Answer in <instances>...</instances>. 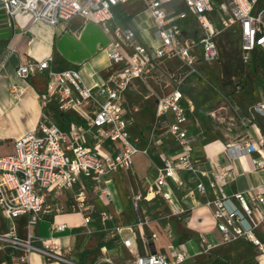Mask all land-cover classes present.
I'll return each mask as SVG.
<instances>
[{"label":"built area","instance_id":"2783aa9c","mask_svg":"<svg viewBox=\"0 0 264 264\" xmlns=\"http://www.w3.org/2000/svg\"><path fill=\"white\" fill-rule=\"evenodd\" d=\"M129 2L143 5L152 24L151 42L138 36L134 28L116 23L115 9ZM0 9L9 19L26 14L33 22L53 28L66 26L76 18L96 24L109 38L100 51L110 62L104 81L94 86L85 81L79 69L53 70L52 58L39 64L29 62L17 69L21 79L45 72L47 84L35 130L14 141L12 154L0 156V213L12 223L27 218L26 238H19L12 226L0 234V251L5 248L20 251L15 264H29L34 253L48 261L79 264L67 257L71 250L63 248L59 241L66 225L54 223L58 236L48 239L35 237L30 228L46 216L62 213L64 208L58 202L63 197L68 201V211L81 215L85 226L91 223L92 214L98 213L92 196L104 206L112 203L109 175L132 170L135 156L147 154V149L141 148L140 141L130 133L133 119L125 97L136 82L164 79L168 82L164 88L169 92L156 98L154 129L155 134L172 137L178 149L176 154L165 156L154 183V195L173 202L167 186L169 180L179 181V172L207 177L208 186L198 180L196 190L202 195H207L208 189L216 194L206 205L212 210L221 241L244 239L264 253V245L255 232L264 219V191L239 192L231 198L222 192L234 179L231 166L217 160L215 171L208 174L200 170L199 161L193 158L195 139L187 128L189 112L195 110L192 105H185L183 92L190 70L197 64L218 59V37L224 31H238L244 65L264 56V0H2ZM193 22L198 26L191 30ZM168 61L177 62L178 68L162 69V64ZM51 105L62 115L77 113L83 123H72L64 131L48 111ZM247 113V117L239 118L247 132L227 143L224 153L231 160L249 157L255 171H264V137L257 123L264 118V100L251 105ZM89 135L93 136V148L87 145ZM107 142L113 144V151H102ZM141 200V196L132 198L135 211ZM98 215L101 222L112 219L107 210ZM151 238L157 239L156 234ZM123 244L132 250L131 240H124ZM214 246L206 242L203 253H209ZM170 251L171 258L159 254L136 256L133 264H183L188 258L174 247ZM97 264L115 263L104 258Z\"/></svg>","mask_w":264,"mask_h":264},{"label":"crops","instance_id":"0c3cea01","mask_svg":"<svg viewBox=\"0 0 264 264\" xmlns=\"http://www.w3.org/2000/svg\"><path fill=\"white\" fill-rule=\"evenodd\" d=\"M137 3L139 2L123 5L131 7ZM118 7L115 9V15H124V18L121 22L116 19V23L134 28L138 36L151 42L153 30L147 13L141 11L137 16L125 10H118ZM14 32L10 40L0 44V156L12 154L14 141L35 130L43 110L41 97L46 90L47 74L38 71L27 79H21L16 74L19 66L29 62L39 64L52 58L53 70L62 72L79 69L91 86L104 81L110 66L109 60L100 51L103 45L108 44V36L98 25L83 19L76 18L66 26L53 28L44 23L33 22L29 15L18 14L14 18ZM257 64L264 66V56H258L249 66ZM262 76L264 77V73ZM168 92L164 91L165 94ZM262 100L264 98L254 104ZM184 103L187 106V102ZM91 109L93 108H89ZM48 111L64 131H68L72 123H83L82 118L75 112L62 115L54 105L49 106ZM154 111L156 113V107ZM192 114H195V111L189 112L187 128L189 135L195 139L193 158L199 161L200 170L208 174L215 171L217 160L223 165L231 166L234 179L222 189L223 194L231 198L239 192L257 189L264 191V171H255L251 158L231 160L224 153L225 145L235 136L231 134L228 135L230 138H223L214 130H203L200 119L192 128ZM170 118L172 119L171 116ZM257 123L264 137V129L258 121ZM132 128L133 125L130 128L131 135L139 140L141 134L135 135ZM147 133L152 135L153 142L139 144L141 148L147 149V154L140 153L135 156L132 170L116 171L109 175L112 203L107 207L91 197L96 211L101 213L107 210L112 216L111 220L101 222L98 213L92 214L91 223L85 226L81 215L68 211V201L63 197L58 203L64 211L46 216L40 223L32 226L30 232L37 238L48 239L58 236L54 232V223L66 225L67 229L59 235V241L63 248H70L67 257L79 264H97L104 258L111 259L115 264H133L136 256L156 254L171 258L170 247L188 255L183 264H211L216 257L230 264H242L251 259L257 264H264V253L247 240L239 239L231 243L221 241L212 210L206 205L207 200H212L216 194L210 189L207 195H202L196 190L198 180L208 186L207 177L179 172L178 182L168 181L167 188L173 194V202H167L163 197L154 195V183L163 167L164 158L167 154H176L178 145L168 135L154 134L151 130ZM87 139V145L93 148V136L89 135ZM102 151H113V144L107 142ZM134 196L142 197L137 211L132 206ZM139 218L142 223L138 222ZM12 226L15 227L19 238H26V217L12 223L0 213V234H5ZM255 232L264 245V219ZM153 234H156L157 239L151 238ZM124 240H131V251L124 246ZM206 242L215 245L207 253V257L203 254ZM20 255V251L2 249L0 264H15ZM29 264L64 263L48 261L40 254L34 253L30 256Z\"/></svg>","mask_w":264,"mask_h":264},{"label":"rangeland","instance_id":"374dc122","mask_svg":"<svg viewBox=\"0 0 264 264\" xmlns=\"http://www.w3.org/2000/svg\"><path fill=\"white\" fill-rule=\"evenodd\" d=\"M118 10H125L137 16L139 12L145 11L140 3L131 7L119 6ZM118 15L115 16L117 21H123L124 15ZM216 16L219 18V13H216ZM212 20L216 22V18ZM197 26L196 22H193L191 30ZM218 47L219 57L215 62L197 64L190 70L183 85V92L186 102L195 110V114L191 115L192 128L200 119L203 130H214L218 136L230 138L228 135L233 134L236 137L237 133L247 132L239 118L247 117L249 107L264 98V66H246L242 63L240 37L236 29L224 31L218 37ZM169 67L178 68V63L168 61L161 66L164 70ZM166 83L168 82L164 79L154 84L153 79L148 83L137 82L127 94V111L133 119L132 131L135 135L141 134L140 143L150 144L154 140L147 131L151 130L155 134L154 105L156 98L168 91L164 88ZM258 122L264 129V119H259ZM138 220L139 223L143 222L140 218ZM205 256L207 257V254Z\"/></svg>","mask_w":264,"mask_h":264},{"label":"water","instance_id":"95a60500","mask_svg":"<svg viewBox=\"0 0 264 264\" xmlns=\"http://www.w3.org/2000/svg\"><path fill=\"white\" fill-rule=\"evenodd\" d=\"M14 33V20L9 19L5 11L0 9V43L10 40Z\"/></svg>","mask_w":264,"mask_h":264},{"label":"trees","instance_id":"16d2710c","mask_svg":"<svg viewBox=\"0 0 264 264\" xmlns=\"http://www.w3.org/2000/svg\"><path fill=\"white\" fill-rule=\"evenodd\" d=\"M211 264H230L229 262L219 258V257H216L212 262ZM242 264H257V262L254 260V259H251V260H248Z\"/></svg>","mask_w":264,"mask_h":264},{"label":"bare ground","instance_id":"6f19581e","mask_svg":"<svg viewBox=\"0 0 264 264\" xmlns=\"http://www.w3.org/2000/svg\"><path fill=\"white\" fill-rule=\"evenodd\" d=\"M0 1H2V0H0Z\"/></svg>","mask_w":264,"mask_h":264},{"label":"flooded vegetation","instance_id":"af4514ba","mask_svg":"<svg viewBox=\"0 0 264 264\" xmlns=\"http://www.w3.org/2000/svg\"><path fill=\"white\" fill-rule=\"evenodd\" d=\"M1 43H2V42H1ZM1 43H0V44H1Z\"/></svg>","mask_w":264,"mask_h":264}]
</instances>
